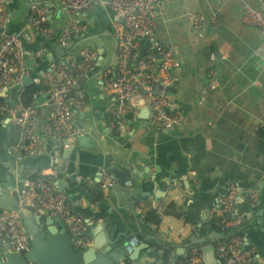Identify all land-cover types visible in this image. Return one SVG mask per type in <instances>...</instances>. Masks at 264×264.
<instances>
[{"label":"crops","instance_id":"1","mask_svg":"<svg viewBox=\"0 0 264 264\" xmlns=\"http://www.w3.org/2000/svg\"><path fill=\"white\" fill-rule=\"evenodd\" d=\"M248 1L253 7H264V0ZM44 2L56 4L57 0ZM8 10L9 32L29 37L23 43L26 60L36 49L48 48L27 25L25 0L10 1ZM241 13L239 0H164L156 18V34L174 48L180 61L169 90V109L180 113L181 123L171 130L149 125L150 118H138L139 100L134 95L126 124L117 134L108 118L111 99L101 90L103 72L109 69L113 74V13L104 5L71 15L56 13L53 23L57 27L71 19L86 24L85 35L73 40L72 50L90 47L97 53L85 78L90 108L86 117L76 116L75 121L93 128L95 123L99 139L91 149L78 148L74 141L69 151L46 138L42 154L18 156L10 148L16 130L7 126L0 132V189L15 196L26 178L55 172L58 179V173L64 171L72 196L70 206L79 210L86 231L89 228L92 232V226L107 217L109 209L118 222L114 230L122 232V242L138 235L140 243L151 248L150 252L146 248L139 252L144 264H158L160 251L155 242L173 245L177 254L185 244L198 243L202 258V248L224 236L213 233L210 221L219 197L233 183L238 189L234 211L242 220V240L255 248L253 264H264V33L243 24ZM196 16L200 23L195 26ZM146 44L142 41L139 50L146 49ZM0 98L1 104L14 101L12 92L0 93ZM42 111L47 114V108ZM61 151L69 157L60 156ZM167 159L173 182L164 192L170 179L163 165ZM156 165L158 172L154 171ZM111 166L128 172L132 184L125 186L121 181L102 189L101 175ZM70 172L79 179L69 182ZM136 172L142 173L139 180L133 177ZM253 191L257 199L247 202L246 196ZM98 193L101 198L95 199L93 195ZM165 198H169L165 206L174 202L186 220L163 213L158 227L144 221L150 206ZM54 219L60 228V220Z\"/></svg>","mask_w":264,"mask_h":264},{"label":"built area","instance_id":"2","mask_svg":"<svg viewBox=\"0 0 264 264\" xmlns=\"http://www.w3.org/2000/svg\"><path fill=\"white\" fill-rule=\"evenodd\" d=\"M10 1L0 0V93L12 92L14 101L10 105L0 103V114L5 112L0 123L4 129L7 126L15 128L10 148L16 155L42 154L46 138L70 148L75 138L85 132L84 128L75 124V118L83 116L90 108L85 78L97 59V53L90 47H82L77 52L69 47L74 39L85 35V23L71 19L57 27L53 17L56 13L76 14L95 5H104L115 17L112 22L116 43L113 74L109 69L108 72L105 70L101 81L102 92L111 99L108 118L112 129L116 132L124 128L126 116L131 110L130 98L138 93L145 98L150 110L149 125L169 130L181 123L180 113L169 110V87L180 61L174 48L161 41L156 34V18L164 0H57L54 14H50L44 0H25L27 25L49 45L47 49H36L28 58L37 65L49 51H54L53 47L59 45L65 51L62 58L66 59L65 64L62 58L55 55L56 59L49 63V68L37 78L40 87L31 93L29 104L21 101L22 90L14 94L18 87H23V76L30 73L23 45L29 37L22 32H9ZM239 2L241 22L264 33V7H253L248 0ZM199 23L196 16L194 25ZM142 41H147V48L137 58ZM210 56L214 58L213 54ZM44 107L47 114L42 111ZM56 178L55 172L38 173L26 178L16 190L17 203L20 208L41 209L49 217L59 219L65 226L70 246L75 250L86 249L91 246L92 240L86 233L84 219L72 211L67 194L57 189ZM117 182L121 181L114 172L107 170L102 173V189L112 188ZM122 184L130 186L132 182L126 180ZM237 191L236 185L229 184L227 193L219 197L218 208L214 212L222 216L223 227L230 231L226 238L213 244L214 254L221 264H253L255 261V248L246 246L237 232L242 223L234 211ZM249 199L256 200L257 192H251ZM168 200L154 202L150 209L162 214ZM0 243L16 253L28 249L29 238L17 213L0 210ZM139 243L137 235L129 236L124 243L125 253H130ZM200 249L196 244L188 243L177 254L172 247L168 264H204Z\"/></svg>","mask_w":264,"mask_h":264},{"label":"water","instance_id":"3","mask_svg":"<svg viewBox=\"0 0 264 264\" xmlns=\"http://www.w3.org/2000/svg\"><path fill=\"white\" fill-rule=\"evenodd\" d=\"M46 4L49 7L50 14H54L55 5L51 3ZM109 12L111 13L110 10ZM71 45L72 42L69 44V47H71ZM53 49L54 51H49L46 58L35 65L29 74L23 76V87L35 83L37 78L49 68V63L53 59H56V56L58 58L63 57L65 51L61 46L56 45ZM144 52L145 49L139 50L137 58H139ZM62 60L66 64V59L62 58ZM114 62L115 58L113 56L111 64L112 69L114 68ZM23 87H18L14 94L16 95V93L20 92ZM171 88L172 85L169 87L170 91ZM134 97L139 100L137 103L140 112L138 118L143 120L150 118L151 114L146 105L145 98L140 93L136 94ZM132 99L133 97L130 98V104L133 102ZM84 116H86V113ZM5 121H7V119H5ZM75 124L78 127L85 129L83 135H78L75 138L77 147L88 149L94 148L97 143L96 140L99 139V136H95L97 135V132L94 131L96 127L95 123L94 128L89 123L81 124L78 119H76ZM92 128L93 132L91 133L89 130ZM61 146L63 147L62 143ZM60 156L67 158L69 157V153L64 155V151L63 153L61 151ZM160 157L161 155L156 157L158 161H161ZM169 162V159H167V163L163 164L164 166H167V177H170L169 181L166 182L162 189L164 192L167 190L168 184H172L173 182V176H170L171 164ZM159 168L160 167L156 165L154 171L158 172ZM148 169L144 168V171L148 172ZM109 170L119 176V181H126L130 176L128 172L117 166H111ZM64 174V171L61 174L58 173L59 178L55 180V184L57 189L63 190L67 194L68 201L71 202L72 196L70 190L67 189V181L63 179ZM68 174L69 176L67 179L69 182L79 179V176L74 172ZM139 174L142 176V173L136 172L133 177L136 180H139ZM153 179H155V175H153ZM245 200L248 202L249 197L246 196ZM0 210L17 213L29 238L28 249L19 253L10 251L6 245L0 243V264H144V259L139 256L140 250L143 248H146L148 252L151 250L148 244L142 242L135 246L129 254L125 253L124 243L122 242V232L121 230H114L118 227V222L116 221V218L110 215L111 212L109 209L106 210V212H108L107 217L99 221L98 225L92 226V232L91 230L89 231V228L87 229L86 233L91 237L92 244L82 250H75L70 246L65 226L61 221L60 228H58L55 225V219L49 217L43 210L39 209L36 210V212H33L28 207L20 208L15 196L4 192L2 188L0 189ZM72 211L78 213L79 210L72 209ZM213 233L219 236V233L214 231ZM211 237L213 238V235ZM243 239L244 241L247 240L245 237ZM202 260L205 264H220V261L215 257L213 244L206 245L202 248Z\"/></svg>","mask_w":264,"mask_h":264},{"label":"trees","instance_id":"4","mask_svg":"<svg viewBox=\"0 0 264 264\" xmlns=\"http://www.w3.org/2000/svg\"><path fill=\"white\" fill-rule=\"evenodd\" d=\"M72 49V46L71 48ZM111 74V72H110ZM40 87V84L38 82H35L33 84H30L28 86H25L22 91L20 92V99L21 101L24 103V104H29L31 102V98H30V95L31 93ZM0 100H2V98H0ZM4 118V114L3 115H0V121L1 119ZM7 127H5L6 129ZM3 127H2V124L0 123V132L1 131H4L5 130ZM115 134H117L116 132H114ZM93 197H95V199H100L101 198V194L98 193L96 195H93ZM92 197V198H93ZM174 202L170 201L167 206H165L163 213H167V214H172L178 218H183L184 220H186V217H183V214L180 213L179 211L176 210V208L174 207ZM159 212H156L154 210H150V211H147L144 215V221L146 222H151L155 225V227H158V225L160 224L161 222V215ZM211 227L215 230L216 233H219V234H223L224 236L222 238H219L218 240H222L224 238H226L229 234H230V231H228L227 229H225L223 227V218L222 216L219 217L217 215H214L212 218H211ZM238 234L243 237V232L241 230H237ZM138 236V235H137ZM139 237V236H138ZM140 239V237H139ZM155 244L159 247V251H160V260H159V263L158 264H168V257H169V253H170V250L171 248L173 247V245L169 244V243H160V242H155ZM196 244L197 246L198 243H194Z\"/></svg>","mask_w":264,"mask_h":264},{"label":"rangeland","instance_id":"5","mask_svg":"<svg viewBox=\"0 0 264 264\" xmlns=\"http://www.w3.org/2000/svg\"><path fill=\"white\" fill-rule=\"evenodd\" d=\"M9 14H10V11H9ZM10 19H11V17H10ZM33 64H34V61L32 59H29V60L26 61V67H27L29 72L31 71V68H32Z\"/></svg>","mask_w":264,"mask_h":264},{"label":"clouds","instance_id":"6","mask_svg":"<svg viewBox=\"0 0 264 264\" xmlns=\"http://www.w3.org/2000/svg\"><path fill=\"white\" fill-rule=\"evenodd\" d=\"M129 254V253H128Z\"/></svg>","mask_w":264,"mask_h":264}]
</instances>
